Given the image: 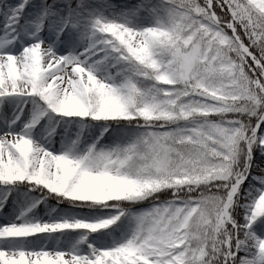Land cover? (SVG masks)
<instances>
[{
    "label": "snow or ice",
    "instance_id": "6c2138e0",
    "mask_svg": "<svg viewBox=\"0 0 264 264\" xmlns=\"http://www.w3.org/2000/svg\"><path fill=\"white\" fill-rule=\"evenodd\" d=\"M0 264H264V0H0Z\"/></svg>",
    "mask_w": 264,
    "mask_h": 264
}]
</instances>
